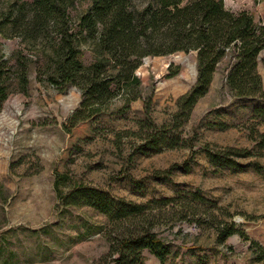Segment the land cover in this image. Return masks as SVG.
Returning <instances> with one entry per match:
<instances>
[{
    "label": "rangeland",
    "instance_id": "rangeland-1",
    "mask_svg": "<svg viewBox=\"0 0 264 264\" xmlns=\"http://www.w3.org/2000/svg\"><path fill=\"white\" fill-rule=\"evenodd\" d=\"M29 1L0 0V20ZM223 3L264 27V0ZM87 4L72 0L70 29ZM48 33L33 42L0 35V63L24 64L28 77L26 95L12 91L0 112V264H114L110 244L128 229L155 233L168 247L165 264H264L239 236L218 241L220 230L230 227L264 248V124L252 117V101L231 97L225 84L230 59L218 65L182 125L173 121L176 102L195 83V52L144 58L135 71L139 99L129 102L120 93L101 105L89 139L73 149L68 176L71 185L147 207L143 217L114 225L89 207L63 208L56 200L53 170L67 143L62 125L78 109L81 92L47 82L57 40ZM90 46L80 48L85 66L93 61ZM256 71L264 88V50ZM150 135L174 143L148 149ZM230 150L242 154L229 157L233 168L210 163L208 153ZM142 255L145 264H159L148 251Z\"/></svg>",
    "mask_w": 264,
    "mask_h": 264
},
{
    "label": "trees",
    "instance_id": "trees-1",
    "mask_svg": "<svg viewBox=\"0 0 264 264\" xmlns=\"http://www.w3.org/2000/svg\"><path fill=\"white\" fill-rule=\"evenodd\" d=\"M85 1L87 8L75 30L67 22L72 0H30L21 2L16 13L0 20V35L33 42L47 38L48 28L55 34L47 82L56 89L74 86L81 92L78 109L62 125L67 143L53 170L56 200L60 207H89L110 224H123L143 217L147 207L112 198L96 188L71 185L68 176L73 149L78 141L89 139L90 123L99 115L101 105L120 93L127 94L129 102L139 99L141 83L135 71L144 58L195 52L196 80L177 99L173 121L182 125L188 119L207 94L218 65L229 58L225 84L231 97L252 101V117L264 124V88L256 71L257 58L264 50V27L246 12L227 10L223 0H147L141 6H135L132 0ZM27 8L30 16L25 15ZM83 45H91L93 55L92 63L86 66L80 61ZM14 90L26 95L27 66L1 62L0 112ZM260 139L264 141V134ZM171 141L164 135H150L144 145L158 149L170 147L167 145L174 143ZM207 155L210 163L229 168L236 166L230 156H242L232 150ZM233 235L249 242L257 262L264 261V248L241 230L225 227L218 233V241L222 243ZM143 251L165 264L168 247L148 229H128L110 244L114 264H145Z\"/></svg>",
    "mask_w": 264,
    "mask_h": 264
}]
</instances>
